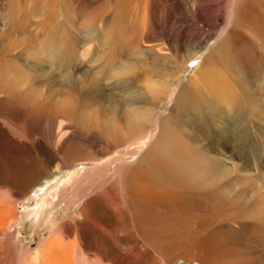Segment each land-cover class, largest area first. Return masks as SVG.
<instances>
[{
  "label": "bare ground",
  "instance_id": "6f19581e",
  "mask_svg": "<svg viewBox=\"0 0 264 264\" xmlns=\"http://www.w3.org/2000/svg\"><path fill=\"white\" fill-rule=\"evenodd\" d=\"M70 1L16 0L11 17L0 16L4 17L0 22V264H160V258L173 263L179 257L199 264H264V245L259 255H241L234 247L233 259L224 260L226 246L234 242L230 236L239 222L235 217L224 218L226 223L217 226L211 217L197 221L201 231L187 238L197 258L178 253L185 240L184 221L189 225L183 215H194L192 205L182 200L191 193L210 202L207 207L197 203V209L213 211L211 215H232L235 207L224 196L240 200L252 192L253 204L247 214L264 223V184L257 183L264 174V143L256 137L264 121L258 102L264 101V0H237L227 31L232 30L204 57L186 88L182 87L177 116L160 123L159 112L169 98V89L147 86L136 89L138 93L129 92L136 78L109 71L119 56L137 47L138 41L127 39L126 33L136 17L145 15L142 12L147 14L143 21L148 25V11L156 0H97L96 14L85 23L73 20ZM172 1L179 6L176 23L184 17L210 26L215 25L222 4L218 0L217 8L209 9L211 0H193L191 7L196 9L192 10L182 0ZM37 16L40 20L33 23L30 18ZM92 20L97 23L93 25ZM162 24L163 31L167 25ZM188 38L197 39L195 34ZM208 40L180 68L204 52ZM256 45L263 47L262 53ZM95 47L103 48L102 58L98 64L88 60L86 67L85 60L92 57ZM248 58L254 64L252 75L243 80L240 72L241 79H237L236 64L245 67ZM101 71L115 85H110L108 93L86 94L80 80H98ZM119 87L125 96L111 93ZM193 94L198 96L197 102ZM230 96L236 103L228 112L215 104ZM247 105L253 108L248 110ZM214 117L228 123L222 131L228 141L216 142L218 138L211 136ZM252 128L255 140L244 147ZM151 129L153 140L135 162L85 170L58 202L52 193L46 203L49 206L73 199L83 202L80 210L68 219L54 215L57 227L52 235L20 252L11 232L19 212L15 200L3 196L5 188L20 197L40 178L72 169L82 161H101L146 137ZM224 145L232 149L228 156L223 153ZM244 151L253 157L250 164L244 156L241 164L228 166L233 155ZM253 182L256 191L245 186ZM241 233H235L237 240L244 235ZM260 242L264 243V235Z\"/></svg>",
  "mask_w": 264,
  "mask_h": 264
},
{
  "label": "rangeland",
  "instance_id": "374dc122",
  "mask_svg": "<svg viewBox=\"0 0 264 264\" xmlns=\"http://www.w3.org/2000/svg\"><path fill=\"white\" fill-rule=\"evenodd\" d=\"M96 1L97 0L70 1L69 7L72 8V11H74L73 16H71L73 20L78 23L79 21L80 23H85L88 22L87 18H89L90 21L89 16L93 13L96 14L95 11L98 9ZM164 1L162 0L161 2V0H156V8L153 6L149 8L148 20L150 21H148V25H144L145 20L143 18L147 16L145 12H142L141 15H145L141 17L137 18L135 16L136 19H134L130 31H127L126 37L127 39L131 37L133 40L138 41V44L136 45L137 47H135L134 49L130 48L131 45L127 47L130 48L128 53H124L122 56H119L118 62L115 63L114 69L109 70L112 73L117 72L120 77L127 78L131 76L130 78H136L134 88L129 92H133L136 91V89H141L147 86H156L158 88L163 86L169 89V98L165 102L162 110L159 112L160 118L158 119L157 123H160L162 119L177 116L176 112L179 111L181 102H183V100L181 101V99H183L182 95L179 96L180 91L183 88L185 89L186 87L184 85L190 82V80L194 77L204 57L210 53V51L215 47L218 42H221L225 38L226 34L230 30H232L230 28L229 31H227L229 23L231 22V15L235 17L234 15L237 6V0H220L222 4L220 5V10L218 11L216 23L214 26H210L209 24L204 25V23L200 22L199 20L195 19V21H193L184 17H182V20H179V23H176L175 18L177 15L180 14L178 13L179 6L174 5L172 0L166 2ZM182 1L187 7L191 8L192 10L196 9L191 7L193 0ZM217 1L218 0H211L208 5L209 9H211V7L214 5L216 6ZM15 2L16 0H0V16H6L7 14H9V17H11V7L13 5L18 4V2L14 4ZM150 3H154L153 0H150ZM180 10L182 11V9ZM212 14L213 11L210 12V17ZM75 17H77L76 20ZM185 19L187 20L185 21ZM3 20L4 17L0 19V22H3ZM30 20H32L33 23H36L40 20V17H31ZM61 20H63L62 17ZM92 23L93 25L94 23L96 24L97 20H92ZM161 24L167 25V27L163 28V31L159 27V25ZM189 34H195L197 39L192 42L191 39L188 38ZM208 38L209 43L206 50L196 55L194 59H192V61L186 64L183 68H180L184 64V61L186 59H189V57H191V55L196 52L198 46L203 45ZM262 48L263 47L256 45V49L260 53H262ZM101 50H103V48L95 47L92 52V57H88L87 60H85L86 67H88L89 65L88 60H92L95 64H98L100 62V58H102V56L99 55L101 53ZM243 65L244 63H241L239 65L236 64V72L234 73V76L237 79H239V77L241 79L242 75H244L242 76L243 80L245 78L248 79V77L246 76H249L250 74L252 75V71L254 69V66L251 67L252 65H254L252 64V60L248 58L246 60V66L244 67ZM125 68L127 69V72L123 73L122 71ZM84 69L85 67H83L82 70ZM179 69L181 71H178ZM240 72L242 74L241 76ZM251 78L253 79V81L256 79V77L253 78L252 76ZM115 83V80H111L106 77V72L102 71L98 74V80L86 79L85 82L80 80V85L83 86V90L86 94L98 90L102 93H108L110 92V85L113 86L115 85ZM124 92L125 91H122L120 87L119 89L116 88L115 90L111 91V93H116L117 97H119V95L125 96ZM136 93L138 92L136 91ZM192 97L193 101H195L198 96H195L193 94ZM258 102L259 106L261 107V111H263L262 114H264V101ZM217 103L220 108H224L228 112L231 108H233V106L235 107L236 100H233V97L230 96L222 100L220 99L215 104ZM251 103L253 107H255L256 104L254 105L253 102ZM246 107H248V110H251V108H253L249 105H247ZM178 116H181V112ZM215 122L217 123V125L215 124ZM211 123L215 125V128L212 127L210 129V131L212 132L210 133L211 136L214 135L215 138H218L216 142L228 141L226 134L222 132L225 127L224 124L228 125V123L223 124L221 123V120L216 117H214V120H212ZM260 123L261 130L258 132L256 137H260L259 141H262V143H264L262 140L264 139V121L262 120ZM250 125L252 127L251 123ZM234 129L236 130L235 127ZM249 132V139L244 143V147H247L255 140V130L252 128V130L250 129ZM153 134L154 129H151V131L149 132V134H147L146 137L130 142L126 144V146L120 147L119 149L115 150V152L112 153L110 156L104 157V159L101 161H82L77 163L76 166H74L72 169L56 170L51 175L40 178L36 182V184L32 188H30V190L28 189L20 197L13 196L12 191L8 188H5L2 191L3 196L10 198L11 201L15 200L14 202L19 212L15 224H13V226L11 227V232H13L12 234L15 237L20 252H25L27 250V247H35V245L39 243L40 239H47L52 235V233L56 230L57 227L56 224H53L52 218L54 217V215L59 216L60 218L66 217V219H68L70 215H73L80 210L83 202H78L73 199L64 201L61 205H59L60 207L49 206L46 203L50 199L52 193L56 194L55 199L58 202L63 197V195L64 197L68 195L67 193L71 191L72 185H75L76 183L77 179H75V177L78 178L81 174H83L85 170L92 171L95 167L100 165H110L109 167L113 168L117 167V165H122L126 162H135L139 157H141L143 152L149 148L153 140ZM224 148L225 150L223 151V153H225L226 156L230 155L232 149L228 146L225 147V145ZM258 150H260L259 147ZM261 150L264 152V148L261 147ZM246 152L247 151H244L240 155H233L235 156L233 157L234 161L228 160V166H231V164L233 163L241 164L244 161V156H246L248 164H250V159L253 157L249 154L245 155ZM224 160L226 159L224 158ZM243 173L244 172L240 174ZM234 175H237V173L232 174L231 177H233ZM262 182L264 184V174L260 176V178L257 180V183L259 184H261ZM245 186H248L247 188L252 191L257 190V185H255V182L248 183ZM233 188L234 187H230L229 189L232 190ZM243 188L245 187L243 186ZM121 190H123V188H121ZM243 190L244 191L242 192L247 193L245 189ZM244 195L245 198L240 200L238 198L237 200L234 199L232 195L224 196L226 198V201L229 200V204L232 207H235V211L231 212L232 215H211L213 214V211H208L206 210V208H204V211H202L201 209L196 208L197 203H205L204 205L207 207V204L210 203L208 198H206L207 201H203L204 198H201V196L195 197L192 193L189 194V197H183L182 200L184 201V203L192 205L190 213L194 215H191L192 217L190 215H183L188 218L189 225H186L187 221H184L185 223L183 224L187 231L182 230V234L185 235V240L180 245V247H182L178 250V253L180 255H184L186 253L187 255H191L195 259L197 258V252L190 249V242L187 243V238H190L192 235L201 231L195 225L197 221L209 219L211 217V219H214L213 221L217 223L214 225L217 226L226 223L224 218L230 219L231 217H235V220H239V222L235 224V228H232V232L234 233V235H231L232 237L230 236V238H232L234 242H230L229 245L226 246L227 253L224 255V260L228 262L233 259V256L231 255L233 254V251L236 250L234 249V247H236L240 251L241 255L251 252L258 253L257 255H259L260 251L263 250L264 245V243L260 242V237H263L264 235V223L249 217V215L247 214V208L248 206H252L253 204V199L251 200L252 192ZM216 197L221 200V195H217ZM233 200H236V202H234ZM122 206L125 207V203H123ZM58 208L59 210H57ZM253 211L254 210H251L249 211V213ZM199 217H201V219ZM60 221V219L57 220L58 223H60ZM240 232H242L244 235H240L242 237L240 238V240H237L239 238L236 237L235 233L239 234ZM238 250L237 252H239ZM234 259L239 260L238 257H234ZM160 260L162 261L160 264H199L198 262H188L186 259L184 260L183 257H179L173 263L166 261L165 258H160Z\"/></svg>",
  "mask_w": 264,
  "mask_h": 264
}]
</instances>
